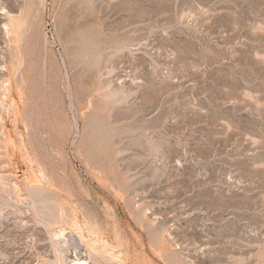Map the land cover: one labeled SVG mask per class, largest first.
<instances>
[{"label": "rangeland", "instance_id": "rangeland-1", "mask_svg": "<svg viewBox=\"0 0 264 264\" xmlns=\"http://www.w3.org/2000/svg\"><path fill=\"white\" fill-rule=\"evenodd\" d=\"M95 242L264 264V0H0V264Z\"/></svg>", "mask_w": 264, "mask_h": 264}, {"label": "bare ground", "instance_id": "bare-ground-1", "mask_svg": "<svg viewBox=\"0 0 264 264\" xmlns=\"http://www.w3.org/2000/svg\"><path fill=\"white\" fill-rule=\"evenodd\" d=\"M11 99V98H10ZM9 100V98H8ZM15 109V107H13ZM43 211V210H42ZM48 212V211H47ZM57 213V212H56ZM48 216V215H47ZM54 216L53 218H55V215H52ZM62 216V215H61ZM51 217V216H50ZM52 218V217H51ZM56 218L58 219V216H56ZM61 219V217H59ZM55 221V220H54ZM71 227L74 229V231L76 233H79L81 234L80 230H79V227L76 223H71ZM64 230H60L58 233L54 234V237L58 240V242L60 240H64L66 238H64V233H63ZM80 236V235H79ZM71 238V237H70ZM79 240H80V237H78ZM69 240V239H68ZM83 240V239H82ZM66 243H67V240H64ZM58 242H56V244L58 245ZM86 242V240H85ZM89 243V242H88ZM69 246V245H68ZM57 247V246H56ZM87 247V245H86ZM88 247H89V251H90V256H91V259L93 260L92 261V264H95L97 261L96 259H99V255L102 256L104 254H108L109 255V258H110V261L113 262L114 264H122V261H121V258H120V255L118 253H116L115 251L111 250V249H108V246L107 245H99L97 242L95 243H90L88 244ZM105 256V255H104ZM99 261V260H98ZM75 264H86L85 262L81 261L80 259H77ZM98 264V263H96Z\"/></svg>", "mask_w": 264, "mask_h": 264}]
</instances>
